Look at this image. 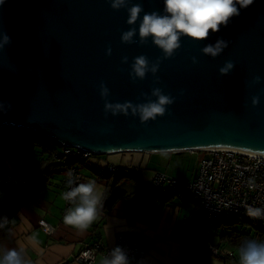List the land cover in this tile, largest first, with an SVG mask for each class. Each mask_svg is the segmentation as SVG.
<instances>
[{
    "label": "water",
    "instance_id": "1",
    "mask_svg": "<svg viewBox=\"0 0 264 264\" xmlns=\"http://www.w3.org/2000/svg\"><path fill=\"white\" fill-rule=\"evenodd\" d=\"M135 5L143 11L130 25L128 9ZM152 12L165 15L164 0H126L118 10L109 0H5L0 43L5 34L10 43L0 49V128L28 130L99 155L227 147L264 156V0L240 9L205 40L181 35L171 57L151 37L141 41L140 23ZM132 29L133 42L123 43L122 33ZM218 40L228 45L218 56L203 53ZM141 55L147 71L133 80L132 65ZM227 61L234 67L224 75L219 69ZM257 75L261 82L253 83ZM101 83L111 103L157 101L156 88L174 102L163 116L143 123L131 108L105 117Z\"/></svg>",
    "mask_w": 264,
    "mask_h": 264
},
{
    "label": "crops",
    "instance_id": "2",
    "mask_svg": "<svg viewBox=\"0 0 264 264\" xmlns=\"http://www.w3.org/2000/svg\"><path fill=\"white\" fill-rule=\"evenodd\" d=\"M59 146L58 152H61L63 147ZM186 152H116L79 164L82 183L94 181L102 197L109 180L108 167L137 171L139 174L137 182L125 178L119 184L125 196L110 211L98 213L84 231L63 222L67 204L63 199V190L68 168L58 170L40 196L23 205L0 229V257L7 250L16 249L25 264H81L77 257L86 244L100 242L104 247H114L118 235L124 234L141 242L146 250L143 264H179L182 245L191 232V226L201 221L195 200L187 193L167 199L144 197L139 194V186L151 185L158 173L180 180H193L199 163L187 173L183 168L186 164L178 163H186L183 158ZM45 157L41 147L15 141L10 146L0 147V168L14 171L26 164H37ZM172 163L174 166L170 173ZM13 191L0 179V206L7 203ZM75 203L72 202L71 208L75 207ZM42 219L52 226V234H47L39 226ZM210 227L202 230L201 234L208 235ZM211 244L220 251V256L209 252L204 255L202 264H239L238 249L241 245H234L226 239ZM102 260L99 257L96 264H102Z\"/></svg>",
    "mask_w": 264,
    "mask_h": 264
},
{
    "label": "clouds",
    "instance_id": "3",
    "mask_svg": "<svg viewBox=\"0 0 264 264\" xmlns=\"http://www.w3.org/2000/svg\"><path fill=\"white\" fill-rule=\"evenodd\" d=\"M5 0H0V6ZM113 9H120L126 5V0H109ZM254 0H164L165 15H160L156 12L146 13L139 27V36L143 42L146 38L151 37L155 45L163 50L165 57H171L174 52L180 47L181 35L190 37L197 41H202L208 38L210 32H218L220 26H227L230 18L238 16L240 9H247ZM237 5L239 7H237ZM143 11L140 5H135L128 9L129 18L128 24H135L139 18V14ZM136 34V30L122 33L121 39L123 43H132V37ZM10 43V37L6 34L3 36V43H0V49L4 44ZM227 42L218 40L213 45H208L203 48V53L218 56ZM108 54H111L109 46ZM127 57H124V62ZM147 57L141 55L135 58L132 65L133 80L135 77L143 79L147 71ZM234 67L232 61H227L225 66L220 68L221 74H228ZM158 65L152 67V72L157 71ZM259 75L253 78V83H260ZM100 95L104 99V113L111 112L112 115L123 113L128 114V109H132L133 115L137 112L140 115L141 122L155 120L158 116H163L166 112V106L174 102V98L165 95L159 88L153 89L152 95L158 97L157 101L135 105L131 102L111 103L107 100L109 89L101 83ZM260 103V95L252 97L253 107ZM10 107V105H9ZM63 199L69 202H76L75 207L68 210L63 217V222L67 226H71L79 231L86 230L89 225L95 220L98 211L103 207L102 193L99 191L94 181L80 183L63 194ZM78 200V202H77ZM248 214L251 216H260L261 209L249 208ZM239 264H264V243H258L254 240L248 241L244 246L238 249ZM0 264H25L20 253L16 249L7 250L0 257ZM102 264H129L128 255L121 247H116L110 253L109 257H104Z\"/></svg>",
    "mask_w": 264,
    "mask_h": 264
},
{
    "label": "built area",
    "instance_id": "4",
    "mask_svg": "<svg viewBox=\"0 0 264 264\" xmlns=\"http://www.w3.org/2000/svg\"><path fill=\"white\" fill-rule=\"evenodd\" d=\"M196 152L201 153L202 157L193 180H180L158 173L152 184L145 185L139 193L161 198L187 193L196 199L198 214L206 223L250 218L264 226V156L229 149ZM99 156L91 151L64 147L61 161L72 165L68 167L63 194L83 182L78 165ZM122 170L114 166L107 169L112 173ZM136 172L130 170L131 174ZM0 179L8 187L15 188L26 184L27 175L23 171L11 172L0 168ZM66 203L65 214L72 205V202ZM249 208L261 209L262 214L251 216L248 214ZM39 226L49 235L54 231L43 219L39 221ZM197 232V224H193V237ZM116 247L125 251L129 264H143L146 250L141 242L124 234L118 235L114 247H104L100 242L86 244L77 261L81 264H96L99 257L110 258L111 251ZM209 249L215 256H220V251L213 244L209 245Z\"/></svg>",
    "mask_w": 264,
    "mask_h": 264
},
{
    "label": "trees",
    "instance_id": "5",
    "mask_svg": "<svg viewBox=\"0 0 264 264\" xmlns=\"http://www.w3.org/2000/svg\"><path fill=\"white\" fill-rule=\"evenodd\" d=\"M16 140L28 141L33 143L36 147H41L43 154L46 157L40 160L37 164H26L22 166L21 169L14 171L9 170L11 172H25L27 175V182L22 186L12 188L14 191L10 195L9 200L6 204L0 206V229H2L7 222L18 213L23 205L36 200L40 196V193L47 188L50 183V179L58 170H61L64 167L68 168L72 165L64 164L61 161V153L64 147L61 148V152H58L60 144L53 139L24 129L2 128L0 130V147L10 146ZM84 163L85 162H82L81 164ZM138 176V172L131 174L130 170H122L115 173L109 172V180L107 181L106 189L102 197L103 207L99 209L98 213L110 211L116 202L125 196V192L119 189V184L125 178H129L137 182L136 180ZM144 187L145 185H140L139 191ZM139 194L144 197L152 198L151 195ZM192 198L197 204L196 199L193 196ZM200 220L199 224L197 223L198 232L196 236L193 237L190 232L188 238L182 245V256L179 264L203 263V257L205 254L210 252L209 245L212 243L209 238L210 235L201 234L202 230H206L208 226H211L210 228L214 229L217 227H227L230 230V233L226 234L223 239L229 240L234 245L244 246L250 240L257 241L258 243H264V226L250 218L241 220L235 219L225 222L216 221L211 223H206L201 219V217ZM236 225L241 226L238 229L236 228ZM247 230H250V232L247 233ZM252 233L254 236H252Z\"/></svg>",
    "mask_w": 264,
    "mask_h": 264
},
{
    "label": "rangeland",
    "instance_id": "6",
    "mask_svg": "<svg viewBox=\"0 0 264 264\" xmlns=\"http://www.w3.org/2000/svg\"><path fill=\"white\" fill-rule=\"evenodd\" d=\"M3 128H10V127L5 126ZM1 129L2 128H0V130ZM22 144L27 145V144H29V142L28 141H22ZM12 152H13V150H12ZM201 157H202V155L199 152H194L193 154H191V152L187 151L185 153V155H183V158L186 160V163L180 162V161L178 163L182 164V165L186 164L183 166V168L186 170L185 172L187 173V172H190L191 169H193V167L196 165L197 162L199 163ZM198 158H199V161H198ZM173 166H174V163L171 164L170 173L172 171ZM166 175H169V174H166ZM240 226L241 225H236V228L239 229ZM217 228L214 230H211V228H210L209 233H208V235H210V237H209L210 240L212 241V243H215V244L219 243L221 241V239H223L226 234L230 233V230L227 227H217Z\"/></svg>",
    "mask_w": 264,
    "mask_h": 264
},
{
    "label": "bare ground",
    "instance_id": "7",
    "mask_svg": "<svg viewBox=\"0 0 264 264\" xmlns=\"http://www.w3.org/2000/svg\"><path fill=\"white\" fill-rule=\"evenodd\" d=\"M215 148H212V150H214ZM216 149H229V150H236V149H232V148H227V147H221V148H216ZM236 151H238V150H236ZM241 152H243V151H241ZM245 153H247V152H245ZM249 154H254V153H249Z\"/></svg>",
    "mask_w": 264,
    "mask_h": 264
}]
</instances>
